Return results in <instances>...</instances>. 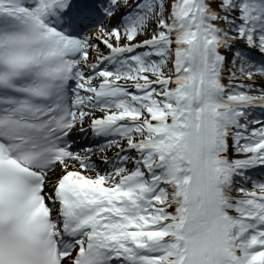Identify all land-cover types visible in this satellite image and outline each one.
<instances>
[{
	"label": "bare ground",
	"instance_id": "bare-ground-1",
	"mask_svg": "<svg viewBox=\"0 0 264 264\" xmlns=\"http://www.w3.org/2000/svg\"><path fill=\"white\" fill-rule=\"evenodd\" d=\"M174 4H178L177 17L174 20L171 17L168 18L164 34L158 35L153 40L149 38L145 42L139 43L138 39H130L122 33L118 37H113L109 33L103 32V29L98 26L89 31L94 33L90 39L98 47L97 50L89 45L87 48L85 42H78V47L81 50H89V55L85 58H88L87 60L92 63H97L100 59L110 61L121 54L136 52L143 46L170 45V55L172 56L168 75L165 79L149 81V84L152 85L164 81L163 92L159 98L165 103V106L149 113L148 117L144 119L151 125V129H147L146 132H148L150 141L154 143L156 148L154 151L159 153L156 159L158 167L155 171H161L164 175L156 183L159 187L164 186L163 188L168 189V198L160 201L152 197V188L148 191L138 188V177L130 171L108 173L105 178L93 177L88 172L86 167L93 168L92 171L104 170L107 168L106 161L108 160H112V163L117 159L123 162L122 158L124 157L117 155L112 156L114 158L111 157L114 151H110V148L113 150L118 146L121 141L119 139H110L99 145V154L105 156L107 159L105 161L100 156L81 155L86 162V167L80 166L73 160L62 162L57 171L47 175L45 191L49 190L54 179L56 180L64 171L84 172L87 185L97 194V198L104 204L105 209L112 213L113 217L119 218L116 226H112L109 230L116 243H125L128 246L131 240L149 243L155 239L159 241V244L153 247L157 252L155 263L180 264L185 254L184 222L190 212L188 184L191 174L186 137L173 139L169 135V130L171 125L181 126L189 121H193L195 126L198 124L199 99H202L203 85L207 82L211 86L212 97L216 98V104L219 107L212 114L214 137L208 150L211 151L210 155L216 156L220 166L217 170L218 206L223 219L225 238L236 264H250L253 260L262 259L261 248H264V243L261 242L259 248L255 250L244 249V240L240 238V233H245V237L250 238L247 232L249 228H252V219L259 218L254 210H260L264 214V198L259 202L252 201L248 196L250 192L232 194V187L235 185L236 176L241 171L252 165L264 163V137L253 145L250 153L244 156L237 149L239 141L235 138L234 132L240 129L237 127V122L241 120V117L236 114L238 111H242L241 109L244 107L248 110L259 107L264 111V100L240 96L241 90H248L250 86L255 87L258 82L264 84V80L260 78V74L238 78L235 74L225 70L224 65L219 62L220 54L227 55L230 49L241 46L235 44L231 38H227L223 19H220L225 11L221 8L218 0H171V5ZM101 12L103 13L105 10ZM210 24L211 28L219 31V36L216 39L209 37ZM98 35L107 39L112 47L107 50L101 41H96ZM114 43L122 46L121 50L116 49ZM262 61L264 63V57ZM81 63L78 60L75 64L76 67L78 68ZM164 73L162 72V74ZM96 81V79H92L89 85ZM234 87H238L239 91H234ZM126 88L133 91L141 90V87L136 83L130 84ZM97 93L112 96V94H119L120 90L111 87L110 84H105ZM75 94L79 95L76 89ZM261 94L264 95V91ZM82 109V104L75 105V110ZM88 111V113L81 112L76 117L78 121L74 126L77 125L78 129L84 125L83 121L89 122L92 119H97L102 124L101 127H107L106 132L109 135L126 132V122L117 121L115 115L113 118H101L98 109L93 105L88 108ZM108 112L113 114V107ZM76 132L74 136L80 135L81 139L74 141L75 146L81 142L92 144L93 138L88 134V131L79 129ZM140 150L142 148H137L132 152L137 154ZM205 153V144L203 143L202 160ZM120 176L124 178L117 180ZM120 181L122 184L119 185ZM162 194L163 192H160L159 196ZM158 213H162L161 216L152 219L153 215L157 216ZM110 247H114V244H110ZM120 247L121 245L116 250L118 251ZM121 264L124 263L121 262Z\"/></svg>",
	"mask_w": 264,
	"mask_h": 264
},
{
	"label": "rangeland",
	"instance_id": "rangeland-1",
	"mask_svg": "<svg viewBox=\"0 0 264 264\" xmlns=\"http://www.w3.org/2000/svg\"><path fill=\"white\" fill-rule=\"evenodd\" d=\"M131 0H121L122 2V6L123 5H127L130 3ZM138 1V6H140V10L142 12V24H141V32H145V34H147V37L145 35H142L141 38H153L156 37L157 35L163 34V30L164 27L166 25V20L168 19L169 15H170V11H169V7H170V2L171 0H164L165 4L163 6H160L159 4V0H136ZM234 2V1H233ZM219 3L221 5V8L224 9L225 13L222 15V19L224 20V27L226 30V34H227V38H231L232 41H234L235 43L239 44V45H243L245 46V48L249 51H255L259 54H262L264 56V49H262L261 44L260 45H256L253 43V41L251 40L252 38V32H248L246 33V35H242V33L246 30V27L244 26V24L247 22V16L246 14L240 13L241 8H238L237 4L235 3V5H231V6H225L223 4V0H219ZM264 20H262V22H257L255 20H251V24L252 25H256V27L258 29H260L259 33H258V39H262V32L264 30V25H263ZM235 24H237L238 26H235ZM251 31V30H249ZM94 44V43H93ZM92 45V44H91ZM93 47H95V49H97L98 47H96V45H94ZM146 49H149L148 52L154 51V49H156V47L154 48H143L142 52L145 51ZM170 48L169 46H166L164 48H162V52L161 54L164 56L162 59L157 60L158 65L155 66L154 68H151L149 71H144L143 74H141L139 76V80H136V78H134L132 80V82H136L139 85H143L144 81H149L152 78H155L156 73L160 74L159 72L161 70H164V72H169V69L171 68V66L169 65V61L171 58V55L169 54ZM229 54L226 57V67L227 69L231 72L233 71L234 74L240 76L241 78H243L244 75H246L247 73H251L250 71H248V69H246V71L242 70V65L247 63L248 59L247 57L244 56V51H239V50H231L228 51ZM89 53V52H88ZM84 54V53H82ZM236 54V58L231 61V57ZM84 55H88L87 53H85ZM84 55H81L80 59H82L83 62H86L87 60L83 57ZM240 59V62L242 63L241 67H238L239 69L235 68L236 67V60ZM244 62V63H243ZM233 66V67H232ZM225 67V68H226ZM254 67V62L252 63V68ZM235 68V69H234ZM85 70L88 71L89 68L88 66L85 67ZM89 73V72H88ZM94 74L89 73L88 74V80L92 79L90 78L91 76H93ZM161 78V77H159ZM112 79V78H111ZM110 78H108L107 81L112 82ZM156 79H158V77H156ZM87 79L84 81H88ZM105 80V79H104ZM116 81V80H115ZM119 83H113L118 85V84H123V79H119L118 80ZM117 82V81H116ZM81 85H84L83 83L80 82ZM93 87H97L100 86L97 83L93 84ZM151 88L153 89L151 94L156 97L159 96L162 92L163 89L160 88L159 90L155 89L154 87H145V89L143 90V92H138V93H143L144 94V99H147L148 97V92L151 90ZM86 89V88H85ZM150 89V90H149ZM235 89V88H234ZM84 94L83 95H88L89 99H87L84 103V105L87 107L91 104L90 99H92V94L91 92H89L87 94L86 91H82ZM135 94V93H134ZM83 95H82V101H83ZM243 95H246V97L248 98H253V99H257V100H264V96H260V94H258L257 90L255 91H250L249 93H244ZM87 97V96H86ZM85 98V96H84ZM140 104V102H137L136 104H134L133 106H127L124 108H118V110H116V114L119 117V119H123L122 121L126 122L129 127L127 128L126 131L134 134L131 135L134 138H136V134L137 133H146L144 130L145 128L142 125L141 120L144 118V114L143 112L139 111L138 109V105ZM161 107V103L156 104V105H145V109L148 113L152 112V111H157L159 108ZM131 109H134V111H132ZM125 113V114H124ZM101 115H105V112H100ZM251 114V113H249ZM124 115V116H123ZM253 117H250V115H246L244 116V122L240 123V124H245V121L248 123H253ZM251 130H254L253 132H256V129L258 128H253L251 127ZM236 138H238V134L235 135ZM240 136V135H239ZM246 137H248V135H245V137H241L242 139H245ZM262 136L258 135L256 136V138H251L246 140V144H238V150L242 151V149L244 150V154L249 153V149L251 147V144L254 143L255 141H257V139H260ZM239 139V138H238ZM242 139H239V141H242ZM118 147V146H116ZM116 147L113 149L115 150ZM98 148V147H97ZM112 149H110L111 151ZM94 155L95 152H93ZM92 153H87L88 156H92ZM149 156H153L152 154L148 155L146 158H149ZM153 161V160H152ZM151 160L148 161H143V164L140 165V167L135 166L132 167L129 164V170H132V172L136 175L140 174L142 176H145V180L146 182H149V178H147V175L149 174V172H151L153 170V162ZM145 163H147V166L145 165ZM138 166V165H137ZM146 166V167H145ZM96 174V173H94ZM144 179L140 178L139 183H142ZM236 183H238L236 181ZM239 187V183L237 184V186L234 188L233 190V194H237L238 192V188ZM146 189V188H144ZM166 191V190H165ZM168 194V192H167ZM161 216V214H160Z\"/></svg>",
	"mask_w": 264,
	"mask_h": 264
}]
</instances>
